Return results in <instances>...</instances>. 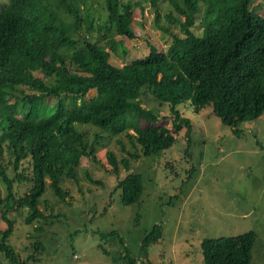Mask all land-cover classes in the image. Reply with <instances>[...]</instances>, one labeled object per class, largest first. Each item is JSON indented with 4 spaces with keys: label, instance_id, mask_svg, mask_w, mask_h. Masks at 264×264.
Returning <instances> with one entry per match:
<instances>
[{
    "label": "trees",
    "instance_id": "trees-1",
    "mask_svg": "<svg viewBox=\"0 0 264 264\" xmlns=\"http://www.w3.org/2000/svg\"><path fill=\"white\" fill-rule=\"evenodd\" d=\"M169 2L174 11L168 20L177 22L183 34L174 33L161 23L159 5ZM254 0H10L0 9V179L7 194L0 197V253L9 264H26L8 245L14 220L8 212L28 210L24 222L44 219L40 210L45 182L54 196L66 200L64 177L78 180L83 158L97 161L102 136L92 142L78 123L96 126L112 137L122 134L138 147L129 159L117 160L108 154L112 171L121 166L129 171L130 160L158 155L176 142L184 129L187 146L192 125L177 109L189 100L195 111L211 105L221 123L233 126L253 120L264 112V16ZM146 2L156 9V26L170 34L165 51L151 49L147 56L125 65L112 63L111 52L123 47L117 37L135 38V8ZM99 6L101 11L96 9ZM200 15V34L193 28ZM180 16L184 17L181 20ZM97 25V27H96ZM105 33L97 41L94 32ZM104 43V44H101ZM95 91V95L86 99ZM148 94L172 111V126L156 124L159 116L142 106L140 96ZM131 116L150 122L139 126ZM131 129V130H130ZM236 133V130H235ZM10 158L14 176L3 163ZM28 160L30 175L21 169ZM91 181L98 182L90 175ZM28 180L31 186L15 197V181ZM123 205L140 201L144 183L137 172H127L117 182ZM3 208V209H2ZM139 220V215L137 216ZM103 240L117 238L123 247V260L132 264L123 239L117 231L101 234ZM163 238V227L156 224L142 240V250ZM254 232L236 237L205 238L200 243L203 264H251ZM28 260L41 243L31 244Z\"/></svg>",
    "mask_w": 264,
    "mask_h": 264
},
{
    "label": "rangeland",
    "instance_id": "rangeland-1",
    "mask_svg": "<svg viewBox=\"0 0 264 264\" xmlns=\"http://www.w3.org/2000/svg\"><path fill=\"white\" fill-rule=\"evenodd\" d=\"M9 1L0 0V9ZM252 5H259L258 12L264 16V0H254ZM159 9L161 23L172 32L183 34L177 22L168 20L171 11L179 17L169 2L161 1ZM134 11L135 38H116L123 47H118L117 55L111 52L112 63H131L147 56L151 49L165 51L172 41L170 34L156 26V9L149 3L144 2ZM180 18L184 20L183 16ZM199 21L197 15L193 28L196 34L202 31ZM104 33L96 30L93 40ZM95 93L91 91L86 99ZM140 101L159 116L156 124H164L175 133L170 104L148 94L141 95ZM177 109L191 121L190 145L187 146L183 129L175 133L176 142L170 149L136 162L130 160L129 171L121 166L119 174L112 171L108 154L113 152L118 161L129 159L128 154L138 153V147L124 134L112 137L96 126L78 123L79 130L88 131L91 142L97 136L104 137L97 149L98 160L83 158L78 180L61 179L62 187L69 192L66 200L54 196L46 180L39 204L46 218L27 224V208L15 206L8 212L14 220V231L7 243L19 259L32 264L31 260L27 262L33 254L31 244L38 242L42 250L34 254L39 258L35 264H128L123 260L125 251L117 238L101 237L103 233L117 231L132 264H203V239L236 237L252 231L256 240L251 264H264V112L234 128L221 123L211 105L195 111L190 101L184 100ZM127 120L139 126L150 124L131 116ZM9 161L5 155L3 163L13 177ZM24 168V176H29L28 160L23 161L21 169ZM130 171L141 174L144 188L138 203L123 205L116 186ZM87 174L98 182L91 181ZM30 186L28 180L15 181V197L23 196ZM6 194L0 179V197ZM156 224L162 225L163 238L143 251L142 240ZM5 227L0 208V230ZM0 264H9L1 253Z\"/></svg>",
    "mask_w": 264,
    "mask_h": 264
}]
</instances>
